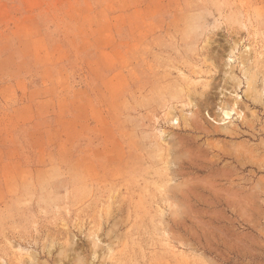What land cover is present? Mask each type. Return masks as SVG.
I'll list each match as a JSON object with an SVG mask.
<instances>
[{"label":"rangeland","instance_id":"1","mask_svg":"<svg viewBox=\"0 0 264 264\" xmlns=\"http://www.w3.org/2000/svg\"><path fill=\"white\" fill-rule=\"evenodd\" d=\"M0 264H264V0H0Z\"/></svg>","mask_w":264,"mask_h":264}]
</instances>
